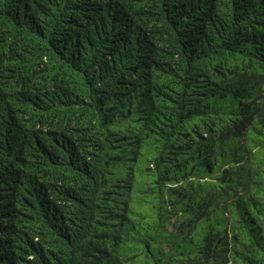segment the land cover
<instances>
[{"label": "trees", "instance_id": "1", "mask_svg": "<svg viewBox=\"0 0 264 264\" xmlns=\"http://www.w3.org/2000/svg\"><path fill=\"white\" fill-rule=\"evenodd\" d=\"M0 264H264V0H0Z\"/></svg>", "mask_w": 264, "mask_h": 264}]
</instances>
